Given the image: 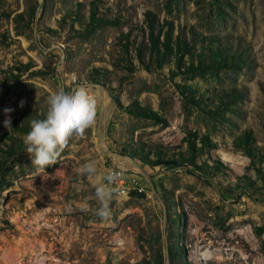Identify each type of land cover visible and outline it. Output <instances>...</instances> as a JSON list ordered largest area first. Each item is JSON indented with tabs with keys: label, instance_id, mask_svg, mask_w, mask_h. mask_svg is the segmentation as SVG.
<instances>
[{
	"label": "rangeland",
	"instance_id": "374dc122",
	"mask_svg": "<svg viewBox=\"0 0 264 264\" xmlns=\"http://www.w3.org/2000/svg\"><path fill=\"white\" fill-rule=\"evenodd\" d=\"M93 12L120 24L91 28ZM149 19L189 52L146 69ZM81 84L97 124L37 173L14 125ZM249 129L264 152V0H0V264H264V163L235 144ZM89 160L92 179L76 172ZM113 168L145 187L100 218L95 186Z\"/></svg>",
	"mask_w": 264,
	"mask_h": 264
},
{
	"label": "clouds",
	"instance_id": "9594fccd",
	"mask_svg": "<svg viewBox=\"0 0 264 264\" xmlns=\"http://www.w3.org/2000/svg\"><path fill=\"white\" fill-rule=\"evenodd\" d=\"M47 111L44 119H33L30 131L24 136L25 152L30 156L37 173L44 172L46 167L58 163L61 153L69 146L73 137H83L86 131L95 127L100 114V101L95 92L87 85L81 84L71 91L63 89L50 94L47 98ZM24 106L22 101L20 107ZM13 109H4L6 119L4 127L11 132ZM76 172L80 176L92 179L98 174L95 160L80 165ZM119 180L116 172H107L103 180L95 186V197L99 207L93 213L100 218L111 214L110 204L119 195L114 186ZM87 212L88 205H81Z\"/></svg>",
	"mask_w": 264,
	"mask_h": 264
},
{
	"label": "trees",
	"instance_id": "16d2710c",
	"mask_svg": "<svg viewBox=\"0 0 264 264\" xmlns=\"http://www.w3.org/2000/svg\"><path fill=\"white\" fill-rule=\"evenodd\" d=\"M107 24L119 25L120 21L116 18H99L96 17L94 12L92 13L90 20L91 28L101 27ZM148 26L149 36L151 40V62L147 61V54H145L144 49H142V47L137 48L138 58L141 64L146 69H151L152 64H156L157 67L160 68L164 63L168 62L174 55H178L177 57L179 59H182V57H184V55L189 52V43L186 41V38L182 39L181 36L173 37L172 33L168 29L167 32H165L164 38L161 39L163 30L160 29L157 31L154 21L152 19H149ZM183 93L185 94L184 91ZM128 111L129 113L137 116H142L158 122H163L156 111L143 107L141 105H133L131 107H128ZM14 129L18 132L27 134L30 131V124H16L14 125ZM255 143L256 137L251 129L246 130L244 134L235 141L236 146L245 149V154L247 157L250 158L252 165L264 163V152L258 149ZM192 151H195L194 148L192 149ZM188 158L183 155L180 160L166 159L162 161L163 159H158L157 161H152L151 164L155 166L157 163L163 162V164L168 167L173 166L176 168L185 165L188 161L194 162L195 157L193 154L191 155V157Z\"/></svg>",
	"mask_w": 264,
	"mask_h": 264
},
{
	"label": "built area",
	"instance_id": "2783aa9c",
	"mask_svg": "<svg viewBox=\"0 0 264 264\" xmlns=\"http://www.w3.org/2000/svg\"><path fill=\"white\" fill-rule=\"evenodd\" d=\"M109 171L116 172L119 175V180L117 184L114 185L118 189L119 194L129 187H145L139 175L137 176L138 178L136 177L131 182H129L126 177V170L124 168H113Z\"/></svg>",
	"mask_w": 264,
	"mask_h": 264
}]
</instances>
